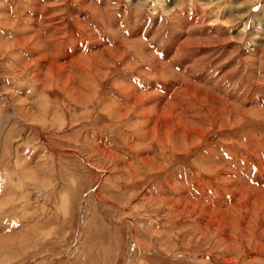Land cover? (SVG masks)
Returning <instances> with one entry per match:
<instances>
[{
	"label": "rangeland",
	"instance_id": "rangeland-1",
	"mask_svg": "<svg viewBox=\"0 0 264 264\" xmlns=\"http://www.w3.org/2000/svg\"><path fill=\"white\" fill-rule=\"evenodd\" d=\"M0 113V264H264V0H0Z\"/></svg>",
	"mask_w": 264,
	"mask_h": 264
},
{
	"label": "bare ground",
	"instance_id": "bare-ground-1",
	"mask_svg": "<svg viewBox=\"0 0 264 264\" xmlns=\"http://www.w3.org/2000/svg\"><path fill=\"white\" fill-rule=\"evenodd\" d=\"M153 8H154V7H153ZM194 43H195V42H194ZM82 64H83V63H82ZM157 64H158V63H157ZM161 64H162V63H161ZM161 64H160V65H161ZM88 66H89V65H88ZM160 67H161V66H160ZM169 70H170V69H169ZM55 71H56V70H55ZM172 73H173V72H172ZM55 76H59V74L56 72V75H55ZM53 77H54V76H53ZM60 80H61V79H60ZM54 83H55V81H54ZM190 83H191V82H190ZM53 85H54V84H53ZM57 85H58V84H57ZM65 86H66V85H65ZM67 86H68V85H67ZM127 87H128V86H127ZM165 87H166V86H165ZM58 88H59V87H58ZM66 88H67V87H66ZM66 88H65V89H66ZM132 88H133V87H132ZM167 89H168V88H167ZM167 89H166V90H167ZM166 90H165V91H166ZM73 91H74V90H73ZM133 91H134V90H133ZM191 91H192V90H191ZM136 92H137V91H136ZM166 92H167V91H166ZM166 92H165V94H166ZM195 92H196V91H195ZM137 93H138V92H137ZM67 94H68V93H67ZM140 94H141V93H140ZM192 94H194V93H192ZM192 94H191V95H192ZM129 95H130V94H129ZM145 95H146V94H145ZM145 95H144V96H145ZM157 95H159V94H157ZM194 95H195V94H194ZM141 96H142V94H141ZM144 96H143V97H144ZM192 96H193V95H192ZM196 96H197V95H196ZM14 97H15V98H14L15 101H19L20 103L24 104V105H23L24 107H23V109H22V112H24V114H26V117H28V118L30 117V119H32V118H31V117L33 116V113H32V111H31L32 109L26 107V105H27L28 103H27L26 101H23L22 98H20L21 96L19 97V95H15ZM79 97H82V98L84 99L86 96H85V95H83V96H82V95H81V96L79 95ZM149 97H150V96H149ZM129 98H130V97H129ZM138 98H139V97H138ZM140 98H141V97H140ZM140 98H139V99H140ZM85 99H87V97H86ZM90 99H91V98H90ZM143 99H145V98H143ZM154 100H155V99H154ZM162 100H163V99H162ZM162 100H161V101H162ZM131 101H132V100H131ZM146 101H147V100H146ZM139 102H140V101H139ZM155 102H156V101H155ZM89 103H90V102H89ZM120 104H121V103H120ZM29 105H30V104H29ZM111 106H112V105H111ZM120 106H121V105H120ZM148 106H149V105H148ZM151 106H152V104H151ZM21 107H22V106H21ZM121 107H122V106H121ZM27 108H28V109H27ZM157 108H158V107H157ZM159 108H160V107H159ZM30 109H31V110H30ZM173 109H174V108H173ZM30 112H31V114H30ZM156 113H157V112H156ZM168 113H169V114H168ZM168 113H167V116H168V117H169V116L171 117V116H172V112H168ZM41 114H42V113H41ZM43 115H44V113H43ZM0 116H1V113H0ZM26 117H25V118H26ZM171 119H173V118H171ZM174 119H175V123H176V124H179V123L181 124V122H184V120H185L183 117L180 116V114H175ZM150 120H151V119H150ZM169 121H170V120H169ZM171 121H172V120H171ZM179 121H181V122H179ZM30 122H31V121H30ZM41 122H42V121H41ZM172 122H173V121H172ZM173 123H174V122H173ZM173 123H172V124H173ZM188 125H189V124H188ZM173 126H174V125H173ZM1 127H2V126H1ZM195 127H196V126H195ZM181 128H182V127H181ZM194 129H195V128H194ZM158 131H159V130H158ZM162 131H163V130H162ZM160 133H161V132H160ZM168 133H169V132H168ZM153 135H154V134H153ZM150 136H151V135H150ZM170 137H171V136H170ZM174 143H175V142H174ZM165 144H166V143H165ZM175 148H176V147H175ZM150 164H151V163H150ZM150 167H151V166H150ZM63 199H64V198H63ZM65 200H66V199H65ZM1 203H2V202H1ZM1 203H0V204H1ZM2 204H3V203H2ZM64 205H65V204H64Z\"/></svg>",
	"mask_w": 264,
	"mask_h": 264
}]
</instances>
